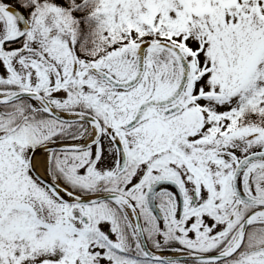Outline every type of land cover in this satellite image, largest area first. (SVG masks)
<instances>
[{"label":"snow or ice","instance_id":"1","mask_svg":"<svg viewBox=\"0 0 264 264\" xmlns=\"http://www.w3.org/2000/svg\"><path fill=\"white\" fill-rule=\"evenodd\" d=\"M0 264H264V0H0Z\"/></svg>","mask_w":264,"mask_h":264}]
</instances>
